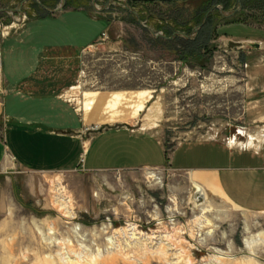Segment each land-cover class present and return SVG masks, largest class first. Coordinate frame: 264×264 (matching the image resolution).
Segmentation results:
<instances>
[{
  "label": "rangeland",
  "instance_id": "obj_1",
  "mask_svg": "<svg viewBox=\"0 0 264 264\" xmlns=\"http://www.w3.org/2000/svg\"><path fill=\"white\" fill-rule=\"evenodd\" d=\"M202 1L0 0V44L30 19L68 10L46 29L66 26L75 44L105 30L80 55L70 93L86 119L105 124L97 130L129 122L170 148L233 138L245 149L237 144L253 147V135L264 152V121L255 119L264 113V0H211L208 45L183 60L178 36L195 35ZM196 174L165 164L10 175L0 183V264H264V245L251 252L243 243L264 231V212L208 194Z\"/></svg>",
  "mask_w": 264,
  "mask_h": 264
},
{
  "label": "crops",
  "instance_id": "obj_2",
  "mask_svg": "<svg viewBox=\"0 0 264 264\" xmlns=\"http://www.w3.org/2000/svg\"><path fill=\"white\" fill-rule=\"evenodd\" d=\"M53 12L30 19L3 41L0 183L14 174L68 173L80 166L81 155L87 172L168 164L197 173L194 184L208 194H220L244 211L264 212V152L259 145L233 149L220 140H184L170 148L155 129L129 122L110 124L86 139L89 129L105 124L86 119L80 101L70 93L81 78L80 55L105 30L75 44L66 26L46 29L45 23L64 18L68 10ZM255 119L264 121V113ZM257 133L263 136L264 128ZM29 182L35 185V180Z\"/></svg>",
  "mask_w": 264,
  "mask_h": 264
},
{
  "label": "trees",
  "instance_id": "obj_3",
  "mask_svg": "<svg viewBox=\"0 0 264 264\" xmlns=\"http://www.w3.org/2000/svg\"><path fill=\"white\" fill-rule=\"evenodd\" d=\"M210 1L211 0L202 1L203 2V5L201 6L202 8L200 7V9H198V14L196 15V18L198 17L200 13L204 12L205 9H207V13L203 21H200L198 18L196 19L198 23H201V22L202 23L200 24L199 28L195 30V35L190 36L189 34H186V36H181V35L178 36V37L184 38L183 42H185L183 46L184 51L182 50L181 52V57L183 58V60H186L190 56L193 57L194 55L201 54L202 48L208 45L207 44V38H208L207 29H208V22H209L208 20L212 13V10L208 13V3H210ZM175 36L177 37V35ZM175 36L173 37L174 39L176 38Z\"/></svg>",
  "mask_w": 264,
  "mask_h": 264
},
{
  "label": "bare ground",
  "instance_id": "obj_4",
  "mask_svg": "<svg viewBox=\"0 0 264 264\" xmlns=\"http://www.w3.org/2000/svg\"><path fill=\"white\" fill-rule=\"evenodd\" d=\"M11 27H13V26H11ZM256 44H258V43H256ZM259 45V44H258ZM258 139H256V137H254L253 135H250L249 136V144L250 145H252V146H255V142L257 141ZM241 143V142H240ZM248 144V145H249ZM230 145H232V146H235L236 145V143H235V140L233 139V138H230ZM237 146H241L242 148L243 147H245V148H248V147H246L245 145H242V144H237ZM236 146V147H237ZM250 147V146H249ZM153 173V172H152ZM154 175V174H153ZM200 194L201 195H203L204 197H205V193H204V191H200ZM63 197V196H62ZM206 198V197H205ZM206 201V200H205ZM202 203V202H201ZM205 203V202H204ZM63 205H66V204H64L63 203ZM204 211L206 210V211H210L209 210V208H204L203 209ZM204 221H206V223L207 224H211V221L209 220V219H205ZM80 229V227H76V231L77 230H79ZM212 231L213 230H210L209 229V231H208V234H211L212 233ZM136 234V233H135ZM109 241H111V239L109 240ZM112 243H113V241H111ZM133 243V242H132ZM132 243L130 242V244H129V246H131L132 245ZM243 243H244V246H245V248L246 249H248V250H250L251 252H253V250H254V248L257 246V245H264V231H261V232H259V233H257V234H255V235H253V236H251V237H246L244 240H243ZM141 244V243H140ZM163 251V250H162ZM217 257V256H216ZM114 258V260L115 259H117L116 257H113ZM112 261V260H111ZM117 261V260H116ZM216 261H219V259H217L216 258ZM75 262V260H72L71 258H68V261H67V263L68 264H73ZM115 261H113V263H114ZM220 262V261H219ZM221 263V262H220ZM208 264H210V263H208ZM215 264H218V262L217 263H215Z\"/></svg>",
  "mask_w": 264,
  "mask_h": 264
},
{
  "label": "built area",
  "instance_id": "obj_5",
  "mask_svg": "<svg viewBox=\"0 0 264 264\" xmlns=\"http://www.w3.org/2000/svg\"><path fill=\"white\" fill-rule=\"evenodd\" d=\"M6 34H9V33H6ZM5 36V34H4V32L2 33V35H1V37H4ZM0 37V38H1ZM2 67H3V51H2V45L0 44V89H1V84H2V78H3V71H2ZM92 129H99V127H97L96 126V128H92ZM241 136H245V135H243V134H240ZM226 144L229 146V147H232L231 145H230V139H228V141L226 142ZM246 149V148H245ZM84 157H83V159H82V163L80 164V165H82V167L84 166Z\"/></svg>",
  "mask_w": 264,
  "mask_h": 264
},
{
  "label": "water",
  "instance_id": "obj_6",
  "mask_svg": "<svg viewBox=\"0 0 264 264\" xmlns=\"http://www.w3.org/2000/svg\"><path fill=\"white\" fill-rule=\"evenodd\" d=\"M256 46H259L258 44H256Z\"/></svg>",
  "mask_w": 264,
  "mask_h": 264
}]
</instances>
